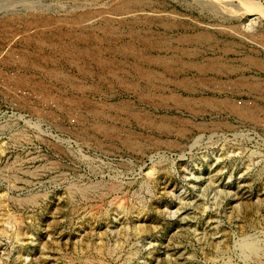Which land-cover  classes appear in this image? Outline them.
<instances>
[{"label": "rangeland", "instance_id": "obj_1", "mask_svg": "<svg viewBox=\"0 0 264 264\" xmlns=\"http://www.w3.org/2000/svg\"><path fill=\"white\" fill-rule=\"evenodd\" d=\"M219 1L0 0V264H264V0Z\"/></svg>", "mask_w": 264, "mask_h": 264}, {"label": "bare ground", "instance_id": "obj_2", "mask_svg": "<svg viewBox=\"0 0 264 264\" xmlns=\"http://www.w3.org/2000/svg\"><path fill=\"white\" fill-rule=\"evenodd\" d=\"M119 1H120V0H119ZM132 1H133V0H132ZM216 1L219 2V4H220V1H219V0H216ZM225 1H226V0H225ZM200 2L202 3V1H200ZM203 2H204V1H203ZM217 2H215V3H217ZM142 3H143L142 0H141V2H140V1H136V2L133 1V3H131V2L128 3V2H125V1L122 0V2L119 3V6H118V7H115V8H116L115 11H116V10L121 11L122 9H127V10H128L127 7H129V5H132V4H133V5H137V6H134V7H138V6H140ZM148 3H149V2H148ZM209 3H210V2H209ZM227 3H228V1H227ZM229 3H230V2H229ZM144 4H146L145 1H144ZM217 4H218V3H217ZM225 4H226V3H225ZM211 5H212V3H211ZM211 5H210V6H211ZM214 5H215V4H214ZM245 5H246V4H245ZM116 6H117V5H116ZM144 6H145V5H144ZM222 6H223V5H222ZM132 8H133V7H132ZM132 8H131V11H132ZM138 8H139V7H138ZM147 8H148V7H147ZM246 8H247V7H246ZM136 9H137V8H136ZM249 9H250V8H249ZM106 10H107V8H106ZM104 11H105V9H104ZM111 11H114V10L112 9ZM111 11H110V12H111ZM125 11H126V10H124L123 13H126V14H127V11H126V12H125ZM131 11H130V12H131ZM139 11H140V10H139ZM251 11H252V10H251ZM97 12H98V11H97ZM101 12L103 13V11H101ZM116 12H117V11H116ZM132 12H133V11H132ZM145 12H146V11H145ZM162 12H163V11H162ZM105 13H107L106 15L109 14L108 12H105ZM112 13H113V12H112ZM118 13H120V12H117V14H118ZM113 14H115V13H113ZM117 14H116V15H117ZM121 14H122V13H121ZM129 14H130V13H129ZM246 14H247V13H246ZM101 15H103V14H101ZM83 16H84V15H83ZM89 16H91V15H89ZM94 16H95V15H94ZM110 16H111V14H110ZM112 16H113V15H112ZM112 16H111V17H112ZM119 16H121V15L119 14ZM119 16H118V17H119ZM127 16H128V14H127ZM127 16L124 15V17H127ZM239 16H240V15H239ZM87 17H88V15H87ZM87 17H86V19H87ZM92 17H93V16H92ZM104 17H107V18H108V16H104ZM122 17H123V16H122ZM158 17H159V16H158ZM81 18L83 19L82 14H81ZM88 18H89V20H90L91 17H88ZM99 18H100V17H99ZM101 18L104 19L103 17H101ZM130 18H131V15H130ZM84 19H85V18H84ZM108 19H109V18H108ZM120 19H121V18H120ZM242 19H243V18H242ZM118 20H119V18H118ZM122 20H123V23L125 24V22H124V18H123ZM73 21H74V20H72V22H73ZM109 21H111V19H110ZM133 21H134V20H133ZM66 22H67V21H66ZM72 22H71V23H72ZM74 22H76V21H74ZM115 22H116V21H115ZM120 22H121V21H120ZM149 22H150V21H149ZM149 22H148V23H149ZM63 23H64V22H63ZM71 23H70V24H71ZM76 23H79V22L77 21ZM76 23H75V24H76ZM106 23H107V22H106ZM118 23H119V21H118ZM131 23H132V22H131ZM53 24H54V23H53ZM72 24L75 25L74 23H72ZM124 24H123V25H124ZM128 24H129V23H128ZM132 24H133V23H132ZM134 24H136V23H134ZM149 24H150V23H149ZM188 24H189V23H188ZM25 25H26V24H25ZM39 25H40V24H39ZM77 25H78V24H77ZM79 25H80V24H79ZM125 25H126V24H125ZM130 25H131V24H130ZM163 25H164V23H163ZM175 25H176V24H175ZM252 25H253V24H252ZM252 25H250V27H251ZM169 26H170V24H169ZM126 27H127V26H126ZM126 27H125V28H126ZM250 27H248V28L250 29ZM252 27H253V26H252ZM252 27H251V28H252ZM53 28H54V27H53ZM248 28H247V30H248ZM168 29H169V27L167 28V30H168ZM204 29H205V28H204ZM228 29H230V28H228ZM252 29H253V28H252ZM169 30H170V29H169ZM213 30H214V29H213ZM231 30H232V29H231ZM137 31H138V30H137ZM235 31H237V30H235ZM229 32H230V31H229ZM214 33H215V32H214ZM222 33H223V32H222ZM225 33H226V32H225ZM237 33H238V32H237ZM247 33H248V31H247ZM247 33H246V35H247ZM151 34H153V33H151ZM58 35H59V34H58ZM189 35H190V34H189ZM241 35H242V34H241ZM246 35H245V36H246ZM250 35H251V34H250ZM131 36H133V34H132ZM193 36H194V34H193ZM251 36H252V35H251ZM251 36H250V37H251ZM134 37H135V36H134ZM139 37H140V36H139ZM139 37L135 38V40L138 39V40H140L141 43L143 44V42H145V41L142 40V39H140ZM195 37H196V38H195ZM256 37H257V36H256ZM58 38H59V37H58ZM58 38H57V39H58ZM142 38H143V37H142ZM151 38H152V37H151ZM194 39L196 40V43L199 42L200 44H209L210 41L212 40V37H211V35L206 34V32H205V33L197 34V36H194ZM194 39H193V40H194ZM243 39H244V38H243ZM246 39H248V38H246ZM250 39H251V38H250ZM255 39L257 40V38H255ZM255 39L252 38V41L254 40V42H255ZM44 40H45V39H44ZM182 40H183L184 43L191 44V40H192V39H191L190 37H188V38H187V37H183ZM182 40H180V41H182ZM193 40H192V41H193ZM42 41H43V40H42ZM57 41H58V40H57ZM70 41H71V40H70ZM213 41H214V40H213ZM21 42H22V41H21ZM137 42H138V41H137ZM137 42H136V43H137ZM183 42H181V43H183ZM194 42H195V41H194ZM256 42H257V41H256ZM1 43H2V42H1ZM60 43H61V42H60ZM152 43H154L155 46L159 44V43H156V42H154V41H152ZM26 44H27V43H26ZM127 44H128V43H127ZM149 44H150V42H149ZM154 44L151 45L152 48H156V47L154 46ZM30 45H31V44H30ZM49 45H50V44H49ZM100 45H101V44H100ZM161 45H162V44H161ZM75 46H76V45H75ZM136 46H137V45H136ZM166 46H167V45H166ZM201 46H202V45H201ZM201 46H200V47H201ZM207 46H208V45H207ZM212 46H213V44H212ZM0 47H1V46H0ZM31 47H32V46H31ZM55 47H56V46H55ZM62 47H63V46H62ZM69 47H70V46H69ZM69 47H68V48H69ZM130 47H131V45H130ZM139 47H140V46H139ZM197 47H198V46H197ZM209 47H210V46H209ZM214 47H215V46H214ZM2 48H3V47H2ZM2 48H1V49H2ZM29 48H30V47H29ZM73 48H74V47H73ZM149 48H150V47H149ZM51 49H52V48H51ZM103 49H104V48H103ZM128 49H131V48H128ZM54 50H55V49H54ZM71 50H73V49H71ZM74 50H75V49H74ZM121 50H122V49H121ZM142 50H143V49H142ZM144 50H145V49H144ZM144 50H143V51H144ZM146 50H148V49H146ZM226 50H227V49H226ZM11 51H12V50H11ZM43 51H44V50H43ZM57 51H58V50H57ZM77 51H78V50H77ZM181 51H182V50H181ZM27 52H28V51H27ZM53 52H55V51H53ZM66 52H67L66 49L60 47V50L58 51V55H60L62 58H64ZM84 52H85V51H84ZM158 52H159V51H158ZM164 52H165V51H164ZM6 53H7V52H6ZM70 53H71V52H70ZM79 53H80V52H79ZM186 53L189 54L190 52H189V53L186 52ZM227 53H228V52H227ZM3 54H4V52H3ZM11 54H12V53H11ZM76 54H77V53H76ZM118 54H120V53H118ZM128 54H129V53H128ZM128 54H127V55H128ZM5 55H7V54H5ZM97 55H98V54H97ZM136 55H137V54H136ZM191 55H192V54H190V56H191ZM50 56H51V55H50ZM74 56H76V55H74ZM85 56H86V55H85ZM2 57H3V56H2ZM12 57H13V56H12ZM47 57H48V56H47ZM111 57H112V56H111ZM185 57H186V56H185ZM191 57H192V56H191ZM4 58H5V57H4ZM9 58H10V57H9ZM28 58H29V57H28ZM62 58H60V59H62ZM84 58H85V57H84ZM0 59H1V58H0ZM219 59H220V58H219ZM14 60H16V59H14ZM62 60H64V59H62ZM80 60H81V59H80ZM140 60H142V58H141ZM1 61H2V59H1ZM18 61H19V60H18ZM72 61H73V60H72ZM145 61H146V60H145ZM147 61H148V60H147ZM181 61H182V60H181ZM6 62H7V61H6ZM10 62H11V61H10ZM12 62H13V61H12ZM55 62H56V61H55ZM142 62H143V60H142ZM172 62H175V61L172 60L171 63H172ZM176 62H179V61H176ZM8 63H9V62H8ZM8 63H7V64H8ZM29 63H30V62H29ZM68 63H69V62H68ZM144 63H145V62H144ZM144 63H143V64H144ZM169 63H170V61H169L168 63H166V64H169ZM171 63H170V64H171ZM2 64H3V63H2ZM2 64H1V65H2ZM4 64H6V63H4ZM10 64H11V63H10ZM85 64H86V63H85ZM19 65H20V64H19ZM104 65H105V64H104ZM106 65H107V64H106ZM172 65H173V64H172ZM10 66H11V65H10ZM101 66H102V65H101ZM159 66H160V65H159ZM165 66L167 67L168 65H165ZM169 66H170V65H169ZM173 66H174V65H173ZM191 66H192V64H191ZM210 66H211V70H218V68H217L218 66H217V65H215V64L213 65V64H212V65H210ZM163 67H164V66H163ZM37 68H38V67H37ZM136 68H137V67H136ZM164 68H165V67H164ZM167 68H168V69H167L166 71L169 72V73H171V75H172V74H173V75H174V74H177L176 71H178V70H177L178 68H175V67H174V69L176 70L175 72L173 71L174 69H171L170 67H167ZM182 68H183V67H182ZM11 69H12V67H11ZM138 69H139V68H138ZM183 70H184V69H183ZM185 70H187V69H185ZM179 71H180V70H179ZM0 72H1V71H0ZM79 72H80V71H79ZM87 73H88V72H87ZM53 74H54V73H53ZM82 74H83V73H82ZM82 74H81V75H82ZM89 74H90V73H89ZM112 75H113V74H112ZM191 75H192V74H191ZM88 76H89V75H88ZM110 76H111V75H110ZM149 76H150V75H149ZM53 77H54V76H53ZM80 77H81V76H80ZM83 77H84V76H83ZM65 78H66V77H65ZM86 78H87V77H86ZM95 78H96V77H95ZM66 79H67V78H66ZM73 79H74V78H73ZM87 79H88V78H87ZM89 79H90V78H89ZM67 80H68V79H67ZM184 81H185V80H184ZM68 82H69V81H68ZM86 82H87V81H86ZM94 82H95V81H94ZM163 82H164V81H163ZM185 82H186V81H185ZM185 82H183V83H184V84H183L184 87H180V86H177V87H180L181 90L189 89V86H187V83L185 84ZM70 83H73V82H70ZM135 85H136V84H135ZM181 85H182V84H181ZM252 86H253V85H252ZM254 86H256V85H254ZM72 87H73V86H72ZM75 87H76V86H75ZM75 87H74V88H75ZM153 87H154V86H153ZM155 87H156V86H155ZM182 88H184V89H182ZM81 89H82V88H81ZM125 90H126V89H125ZM77 91H78V90H77ZM187 91H189V90H187ZM190 91H191V90H190ZM78 92H79V91H78ZM70 93H71V92H70ZM157 95H158V94H157ZM177 96H178V95H177ZM142 97H143V96H142ZM137 98H138V100H140L141 97H137ZM176 99H177V98H176ZM179 100H180V99H179ZM173 102H174V101H173ZM178 102H179V101H178ZM117 103H118V102H117ZM65 104H66V103H65ZM130 104H131V103H130ZM104 105H105V104H104ZM117 105H118L117 108H118L119 111L121 110V113H122V111L130 110V106H129V104H128L127 102H124V101L122 102V101H121V102H120L119 104H117ZM178 105H179V104H178ZM178 105H177V107H178ZM180 105H182V103H181ZM107 106H108V105H107ZM131 106H132V105H131ZM184 106H185V105H184ZM237 107H238V106H237ZM180 108H181V107H180ZM232 109L235 110V111H237V112H239V113L241 114V112H240L238 109H237V110H236V108H232ZM102 110H103V109H102ZM131 115H132V114H131ZM134 115H135V114H134ZM132 116H133V115H132ZM133 118H135V117L133 116ZM131 120H132V119H131ZM162 120H163V119H162ZM171 120H172V119H171ZM138 122H139V121H138ZM163 127H164V126H163ZM181 132H182V131H181ZM86 189H87V188H86ZM243 241H244V239H243ZM243 241H241V242H243ZM245 243H246V241H245ZM246 244H247V245H246ZM246 244H245V245H242V244H241V245L244 246V247L247 246L248 250H249L251 253H253V254H258V253H259V251H258L259 248H257L256 245H254V244L251 243V242H249V243L247 242ZM244 247H243V248H244ZM245 249H246V248H245ZM248 250H247V251H248ZM250 256H251V255H250ZM255 256H256V255H255Z\"/></svg>", "mask_w": 264, "mask_h": 264}]
</instances>
